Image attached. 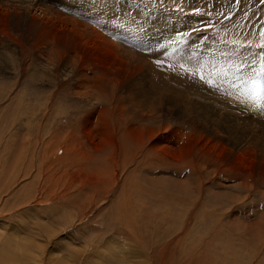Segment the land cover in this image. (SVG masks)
<instances>
[{"label":"rangeland","instance_id":"obj_1","mask_svg":"<svg viewBox=\"0 0 264 264\" xmlns=\"http://www.w3.org/2000/svg\"><path fill=\"white\" fill-rule=\"evenodd\" d=\"M107 4L199 31L0 8V264H264V0Z\"/></svg>","mask_w":264,"mask_h":264},{"label":"bare ground","instance_id":"obj_2","mask_svg":"<svg viewBox=\"0 0 264 264\" xmlns=\"http://www.w3.org/2000/svg\"><path fill=\"white\" fill-rule=\"evenodd\" d=\"M52 1H49V0H0V8H2V9L4 8L5 10H8V8H9V11H11L10 10L11 8L14 9L15 11H17V12L20 13L21 20H24V21H27L28 19H30V16L29 15H30V11L31 10H34V9L35 10H39L44 15V17L47 18L48 21L50 19H53V20H56V21H59V22H72L75 25V27L77 28V30L79 31L80 35H82V36L83 35L86 36L88 34L95 35L98 39L103 40L104 41L103 42L104 44H106V42H110V43L113 42L112 41L113 38L111 40L109 38V36L110 37H115V38L116 37H119L120 39H118V40L120 41V43L124 42V43H131V44L132 43H135L134 42V39H135V41L143 42L144 43V42H148V41H151V40H154V39L164 38L165 35H167L168 37L171 38V37H173V36H175V35H177L179 33H181L182 41H188L191 38V36H192L191 33H189V32L193 29V22H192V20H191V18L189 16H185L186 17L185 19L179 17V19L177 20V22H174L173 23L174 24L173 28H170L169 27V29L167 31H165L166 33L164 32L165 33L164 35L163 34H158V35H154V37L153 36H150L148 38L143 39V36L142 35H140V34H134L131 31V28H130L131 26L128 27V25H126V23L127 24L129 23L130 24L131 21L132 22H138V20H139L138 18L139 17L141 19H144V16L146 14H149L150 13V12H143V9L144 8H142V6H139V4L135 5L132 2L131 3H128V4L125 3L127 5V6L124 7V9L126 11H128L127 8L131 4L132 6H136V9H135V12L136 13L137 12H140V14L138 13V16L139 17L138 16L133 17V14H129L130 12L128 13V15L126 14L125 11L117 12L116 9L113 7L114 5L107 4V1L108 0H106L105 2H102V0H52ZM118 13L121 14L122 20H119L118 19V17H117V14ZM87 14L90 15L89 18H91L92 21L95 22V24L92 25L93 27L87 25L86 23H84L82 21H80L79 18H78V17H80V18L86 17V16H88ZM149 17L152 18L153 21H154L155 18H157L156 15H154L153 13H152V15H149ZM35 18L30 19V21H31L32 24L36 21ZM36 19L39 20V18H36ZM39 23H41L40 20H39ZM36 26L37 25H35L34 27H36ZM17 27L20 30L21 29H24L25 30L26 27H28V29H30L29 28V25L26 24V23L18 24ZM102 31H105L104 33L106 35H104V33ZM127 33L131 34L132 37H129L130 36L129 35V36H127L128 38H125V35ZM130 38H132V39L134 38L133 41H132V39L130 40ZM119 41H118V43H119ZM179 41H181V40H179ZM174 43H176V42H174ZM180 51H182V50H180ZM183 51L184 52H190V51H186L184 49H183ZM130 53H132V51H130ZM219 64L220 63L216 64V66L219 65ZM133 90L134 91L132 93L136 94V96L139 95V98H140V95H142V94L144 95V93L142 92L143 89H140V86L137 87V91H139L138 93H135V89H133ZM154 90H156V89H154ZM133 98H134V96H133ZM167 100H169V99H167ZM172 103H174L173 105L176 104L175 101L172 102ZM168 106H170V105H168ZM171 106H170V108H173ZM240 107H242V108L250 107L251 108V107H253V105L250 104V106H249V104H247V103L246 104L240 103ZM238 113L239 112H237L236 115H238V117L243 118L242 117L243 115L240 116ZM197 117H200V115H198ZM207 118L208 117H206V119ZM213 121H214V119H213ZM225 122L231 123V122H236V120H234L232 118H229L227 120V118H226L225 119ZM226 128H228V127H226ZM226 131H227L226 133H228V136H229V138L231 140H232V137H236V135L231 134V133H234L233 132L234 130H230L229 131V129H228ZM235 132L238 133V132H242V131H238V132L235 131ZM245 140L246 139L243 138V137H237L235 139V141L237 143L236 145L241 146L240 144L242 142H244ZM2 251L3 250H1V252ZM5 253H6V251H5ZM1 262H2V260H1Z\"/></svg>","mask_w":264,"mask_h":264},{"label":"snow or ice","instance_id":"obj_3","mask_svg":"<svg viewBox=\"0 0 264 264\" xmlns=\"http://www.w3.org/2000/svg\"><path fill=\"white\" fill-rule=\"evenodd\" d=\"M193 31H199V29L197 28V29H193Z\"/></svg>","mask_w":264,"mask_h":264}]
</instances>
